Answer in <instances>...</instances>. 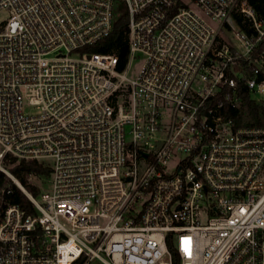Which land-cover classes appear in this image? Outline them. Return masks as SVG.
<instances>
[{
    "label": "built area",
    "instance_id": "2783aa9c",
    "mask_svg": "<svg viewBox=\"0 0 264 264\" xmlns=\"http://www.w3.org/2000/svg\"><path fill=\"white\" fill-rule=\"evenodd\" d=\"M119 1L123 71L90 51ZM245 95L264 103L248 0H0V170L33 207L2 201L0 264H264V126L239 117ZM7 155L48 166L46 189Z\"/></svg>",
    "mask_w": 264,
    "mask_h": 264
},
{
    "label": "trees",
    "instance_id": "16d2710c",
    "mask_svg": "<svg viewBox=\"0 0 264 264\" xmlns=\"http://www.w3.org/2000/svg\"><path fill=\"white\" fill-rule=\"evenodd\" d=\"M259 15H264V0H248ZM90 51L104 55H114L118 58V71H123L129 58V39H128V14L124 11L116 17L113 31L109 37L100 41L90 48ZM245 111L239 117L248 118L252 125L264 126V103H257L245 95L243 97ZM237 116V114H236ZM3 167L16 178L21 185L31 194L37 196L39 188L33 185L29 178L38 177L47 179L50 168L38 161L18 160L7 155L2 160ZM11 190L10 194L3 193V190ZM9 201L11 204L18 205L28 214L33 213V207L26 195L14 184L13 180L0 170V207L2 201ZM171 247V245H170Z\"/></svg>",
    "mask_w": 264,
    "mask_h": 264
},
{
    "label": "rangeland",
    "instance_id": "374dc122",
    "mask_svg": "<svg viewBox=\"0 0 264 264\" xmlns=\"http://www.w3.org/2000/svg\"><path fill=\"white\" fill-rule=\"evenodd\" d=\"M116 9L119 14L123 13L126 11V4L124 1H119L116 3ZM142 59V58H141ZM140 64L139 59L135 61L134 66L137 67ZM135 71L129 73L130 77H135ZM30 182L35 185L39 190H44L47 187V180L45 178H38V177H30L29 178Z\"/></svg>",
    "mask_w": 264,
    "mask_h": 264
}]
</instances>
